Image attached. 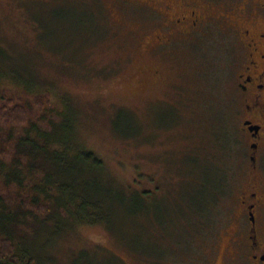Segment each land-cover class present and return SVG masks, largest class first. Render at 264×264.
<instances>
[{"label":"rangeland","instance_id":"rangeland-1","mask_svg":"<svg viewBox=\"0 0 264 264\" xmlns=\"http://www.w3.org/2000/svg\"><path fill=\"white\" fill-rule=\"evenodd\" d=\"M155 17L128 0H0V100L27 115L23 127H0L24 140L0 147L31 156L26 167L39 179L26 187L50 188L58 207L90 209L80 218L50 205L37 219L13 208L19 224L5 226L20 257L212 264L225 252L250 170L234 50L217 31L156 50ZM82 151L101 161L100 173L77 157ZM10 159L0 156L4 198L22 189L6 184ZM258 174L264 189V157Z\"/></svg>","mask_w":264,"mask_h":264},{"label":"flooded vegetation","instance_id":"flooded-vegetation-1","mask_svg":"<svg viewBox=\"0 0 264 264\" xmlns=\"http://www.w3.org/2000/svg\"><path fill=\"white\" fill-rule=\"evenodd\" d=\"M128 1L159 16L149 35L156 50L178 42L195 44L212 31L230 39L250 170L248 191L239 199L237 227L229 231L225 252L212 264H264V189L258 181V163L264 157V0ZM203 214L193 215L206 221Z\"/></svg>","mask_w":264,"mask_h":264},{"label":"trees","instance_id":"trees-1","mask_svg":"<svg viewBox=\"0 0 264 264\" xmlns=\"http://www.w3.org/2000/svg\"><path fill=\"white\" fill-rule=\"evenodd\" d=\"M82 4H85L84 2H80ZM87 5V4H86ZM96 20V19H95ZM26 89L29 88L28 86H23ZM3 100V98H2ZM0 100V127L3 128H20L25 126L27 123V115L25 109L16 102L8 99V100ZM40 135H37V138L39 139L38 142H44V140L47 138L48 133L47 131L42 132L41 130H38ZM24 140V137H15V135L12 132L5 133L0 130V142H11L12 144H16V141L22 142ZM51 141V139H49ZM10 143V144H11ZM5 144V143H3ZM18 149V147H17ZM62 151H64L65 154L67 152V148L61 147ZM12 150V149H11ZM45 150V149H44ZM43 153V152H42ZM5 156V159L8 157L10 160L13 159V162L10 164V166L13 168V173L11 177L9 176V173L6 176V184L13 185L17 184L19 187H21V191L18 194L11 193L7 196V198H4L2 194H0V264H39L37 260L34 258L28 257L27 255H24L21 253V257L17 255V249L11 239V237L6 232V226L5 225H18L19 224V218L17 215L12 213L13 208H19L21 211L22 218H26L27 216L30 218V216H33L37 219H44L49 214V207L50 205L54 207L56 205L57 209H61L67 214L66 209H73L77 215L81 218V216L84 215V212L90 210L88 209L89 206L83 207V210H76L72 206H68L66 208L65 203L63 204L64 207H58L57 202L55 200V197L52 195V191L49 188H46L44 186H41L39 184H30L29 187L25 186V183L31 178L36 177L39 179L38 175H35V172H32L34 169L26 167L29 158L31 156L27 155L25 151H22L21 156L10 154L8 153L7 149L5 147H0V156ZM22 156L23 159L21 158ZM29 157V158H28ZM77 157L82 160L84 163H88L87 165H91V169L96 172L102 171V163L99 161L94 154L88 151H82L77 153ZM26 159V160H24ZM24 160V164L19 165L20 161ZM25 165V166H24ZM26 170L27 174H24ZM39 174L38 172H36ZM42 175V174H39ZM29 180V181H30ZM30 183V182H29ZM41 183V182H40ZM28 186V185H27ZM14 187V186H12ZM28 189V190H27ZM36 193L42 194L45 196L44 200H40L39 197L36 195ZM215 193V192H214ZM34 194L32 198H30V195ZM26 195V196H25ZM29 195V197H27ZM143 195V194H142ZM15 204H18L19 207ZM147 211V208H146ZM197 212H200L196 209H193L189 211L190 215H193ZM149 213V212H148ZM204 213V212H203ZM175 215H180L184 217L186 214L179 210L177 213H174ZM187 214V216L189 215ZM186 217V216H185ZM23 227V226H21Z\"/></svg>","mask_w":264,"mask_h":264},{"label":"water","instance_id":"water-1","mask_svg":"<svg viewBox=\"0 0 264 264\" xmlns=\"http://www.w3.org/2000/svg\"><path fill=\"white\" fill-rule=\"evenodd\" d=\"M251 221H253V219H251Z\"/></svg>","mask_w":264,"mask_h":264}]
</instances>
